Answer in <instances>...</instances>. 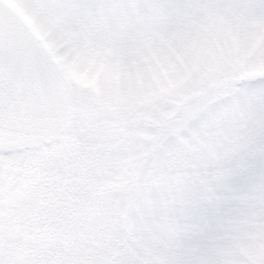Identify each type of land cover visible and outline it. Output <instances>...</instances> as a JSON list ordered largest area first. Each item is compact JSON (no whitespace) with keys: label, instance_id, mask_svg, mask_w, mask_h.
<instances>
[{"label":"snow or ice","instance_id":"snow-or-ice-1","mask_svg":"<svg viewBox=\"0 0 264 264\" xmlns=\"http://www.w3.org/2000/svg\"><path fill=\"white\" fill-rule=\"evenodd\" d=\"M0 264H264V0H0Z\"/></svg>","mask_w":264,"mask_h":264}]
</instances>
